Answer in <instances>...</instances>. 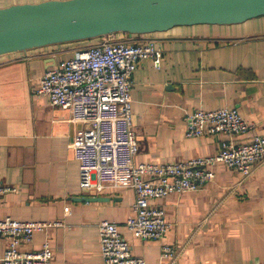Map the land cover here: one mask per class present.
<instances>
[{
	"label": "crops",
	"instance_id": "obj_1",
	"mask_svg": "<svg viewBox=\"0 0 264 264\" xmlns=\"http://www.w3.org/2000/svg\"><path fill=\"white\" fill-rule=\"evenodd\" d=\"M43 1L0 0V8ZM113 39L152 40L162 55L159 69L145 59L132 78L135 165L217 154L228 137L186 136V117L200 109L236 108L254 123L255 131L233 138L236 144L264 135V17L236 25L180 26L147 37L120 33ZM74 49L67 44L0 58V177L14 189L0 198V220L47 225L20 251H40L48 241L54 264H104L98 225L108 220L147 264H264V158L249 177L219 164L204 189L158 200L171 225L158 241H143L127 229L135 202L129 184L80 188L72 141L84 125L47 98L33 97L40 78ZM82 196L111 200H73ZM8 242L1 241L0 257ZM164 247L175 250L174 259L161 257Z\"/></svg>",
	"mask_w": 264,
	"mask_h": 264
},
{
	"label": "built area",
	"instance_id": "obj_2",
	"mask_svg": "<svg viewBox=\"0 0 264 264\" xmlns=\"http://www.w3.org/2000/svg\"><path fill=\"white\" fill-rule=\"evenodd\" d=\"M113 36L101 37L93 46H76L69 59L40 78L33 97L47 98L51 106L69 111L75 123L84 125L72 141L80 188L99 191L108 185L129 184L135 192V202L127 229L143 241H158L171 225L164 209L155 203L171 193L204 189L214 181L212 168L219 164L251 176L264 158V135L236 144L233 138L255 131L254 123L236 108L200 109L186 117V136L228 137L220 143L217 154L180 163L135 165L139 144L132 122V78L137 64L145 59H152L159 69L162 55L152 40L128 42L114 40ZM13 190L0 177V198ZM46 227L43 223L12 218L0 220V243L9 241L0 264H54L48 241L37 252L23 253L19 249ZM98 229L104 264H147L145 259L133 255L132 246L116 223L103 220ZM161 257L174 259L175 250L164 247Z\"/></svg>",
	"mask_w": 264,
	"mask_h": 264
},
{
	"label": "water",
	"instance_id": "obj_3",
	"mask_svg": "<svg viewBox=\"0 0 264 264\" xmlns=\"http://www.w3.org/2000/svg\"><path fill=\"white\" fill-rule=\"evenodd\" d=\"M264 17V0H47L0 8V58L50 46ZM76 202H108L82 196Z\"/></svg>",
	"mask_w": 264,
	"mask_h": 264
},
{
	"label": "rangeland",
	"instance_id": "obj_4",
	"mask_svg": "<svg viewBox=\"0 0 264 264\" xmlns=\"http://www.w3.org/2000/svg\"><path fill=\"white\" fill-rule=\"evenodd\" d=\"M130 35V34H129ZM150 34H145V35H131V36H141V37H147V36H149ZM101 40H100V38H98V39H94V40H90V41H84V42H78V43H72V44H70V45H75V47L76 46H89V45H91V46H93V45H96L97 43H99ZM62 45H67V44H62ZM56 46H59V45H56ZM50 47H54V46H50ZM46 48H48V47H46Z\"/></svg>",
	"mask_w": 264,
	"mask_h": 264
}]
</instances>
